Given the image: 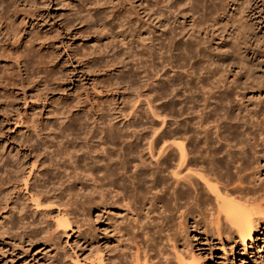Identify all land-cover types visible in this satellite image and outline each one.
Wrapping results in <instances>:
<instances>
[{
	"label": "rangeland",
	"instance_id": "374dc122",
	"mask_svg": "<svg viewBox=\"0 0 264 264\" xmlns=\"http://www.w3.org/2000/svg\"><path fill=\"white\" fill-rule=\"evenodd\" d=\"M152 1L154 0H0V264H112L110 260L116 254V245L121 247V243L125 241L124 236L118 239L122 234L119 233V228L121 232L127 231L121 229L125 222L136 223L142 220L155 224L156 227L146 230L144 241H155L160 247L167 244V241H164L166 235L171 238L175 236L180 219L179 212L176 211L177 200L172 186L174 184L166 185L156 181V178L152 181L153 176L148 175L144 184L137 186L133 178L128 176L133 171L134 164L138 163V155L142 154L147 162L152 160L147 149H144L147 148L145 143L149 139L146 141V138L144 143L137 138L143 132V126L137 127V133L131 131L134 135L130 132L131 128L127 134L125 132V126L130 119L129 105L136 101V104H140L139 108L149 112L144 100L142 103L138 102L150 93L143 90L145 93L139 98L136 97L138 92L126 88L125 83L117 87V79L127 80L121 71L129 65L124 68L122 63L112 59L113 53L118 54L120 59H125L128 42L137 39L138 33L147 36L146 38L161 36L162 30L173 27L172 22L176 20L178 30L184 27L187 34L195 32L192 35L198 34L200 38L203 37V25L207 27L215 22L214 28H208V37L204 39L209 54L206 53L219 57L226 63L228 60L235 63L230 66L229 72L221 74L222 81L228 83V86L237 84L240 89L246 88L239 90L240 97H230L231 100L234 99L236 109H239H235V112L244 113V116L247 115V121H252L253 125L264 130V0H247V3L245 0H191L194 1L192 3L195 10H190L187 14L184 13L185 15L179 11L182 6L175 10L172 3V7L168 9L171 14L169 15L168 11L166 13L165 4L171 5L168 0V3L157 5L164 7L162 17L152 11ZM255 3V10L252 11ZM99 12L100 14L96 15ZM163 13L166 14L164 18ZM90 14L92 16L88 18ZM168 17L170 23H166V27L161 25L159 20ZM238 19L239 22L244 21L245 33L239 30ZM190 21L195 24L191 25ZM134 22L135 24L131 25ZM147 40L145 42H148ZM243 48L249 51L248 57L246 56L248 59L242 54ZM251 49L257 52L258 58H251ZM231 56L233 59L229 58ZM126 60L128 59L124 61ZM240 62L244 65L250 63V69L247 65V69L244 67V70H241ZM176 70L168 69V77L176 75L179 69ZM184 71L187 73V68L177 74L182 75ZM242 71H246V75H243ZM196 75L191 79L192 85L188 84L191 80L188 77L189 82L186 80L187 75L183 76L182 81L186 83L183 82L180 91L174 90L177 93L168 91L171 97L166 95V100L173 98L174 94L183 97L184 91V95H188L190 85L194 89L198 83L195 78L197 79L199 74L197 77ZM242 81L246 83L241 84ZM257 82L259 85H256ZM163 96H160V99ZM163 98L156 99L159 100L158 104L154 100L153 106L156 108V105L165 104V97ZM175 104L176 102L172 104L174 110L179 107V104L177 107ZM186 105L189 106V103ZM170 107L165 109L166 114L169 113H164L165 119L161 114L158 120L152 122L154 128L160 127V123L164 121L166 132L174 129L177 116L174 110L170 111ZM225 110L224 107L222 111L226 114ZM223 112L218 110L220 117H217L218 113L216 115L218 119L223 118L221 124L229 122L226 116L222 117ZM151 116L150 114V119H155ZM110 125H114L119 131L123 128L120 136L117 140L101 142L99 136L102 137V134H99V131ZM172 137H167L166 140L169 141ZM173 140L175 141V138ZM259 141L256 142L254 158L253 155H249L251 159L248 158V164L250 159L254 169L248 166L250 169L243 172L246 180L238 182L235 177L231 180L224 177L221 179L223 182L219 180L216 183L221 192H224V186L226 190L231 191L246 190L254 184L253 190H257L255 193L264 205V142ZM98 142L108 149L107 155L112 159L125 157L128 160L126 175L121 174L123 170L119 168V173L114 177L116 185L106 187L102 192L108 194L100 195L102 199L98 198L99 190L94 189L97 188L95 184L91 185V180L88 177L85 179L82 173L79 175L86 167L83 160L87 161L88 157L91 158L94 154L85 153V156H81V150ZM130 142H141L146 146L138 143L140 151L129 152L127 146ZM66 146L73 151L82 147L71 159L78 158L74 163L78 165V175L70 173L73 171L69 166L71 161L63 154ZM141 148L144 150L141 151ZM167 153L171 152L168 150ZM217 172L218 169L215 170V175L214 172L207 173H212L211 177L214 175L212 178H215L221 174ZM250 172H253L252 175ZM243 181H247L246 186ZM78 183L82 184V187ZM221 183H224V186ZM199 195V205L194 199V202L190 199V202L185 204L193 206L192 212L185 218L189 224L193 222L195 214L207 213L206 206L213 205V196L198 194L197 197ZM150 196L157 197L153 205L148 202L150 200L144 198ZM35 197L40 198L35 200ZM41 201L44 206L40 207L38 204ZM245 203V206L251 208L257 202ZM33 210L42 212L34 214L36 211ZM62 218L67 219L69 225L58 226L57 223L63 220ZM259 218L261 220L252 239L244 242L232 228L228 229V223L224 231L226 234L221 240L216 236L206 235V221H202L196 230L192 225L186 233L191 242L188 249L196 255V264H264V215ZM140 232L138 231V239L142 242L141 236L144 233ZM167 245L165 251L169 252L168 257L173 260L174 248L170 247L171 244ZM121 249L119 252L123 256L119 254V258L122 256L123 264L128 250L125 247ZM153 252L147 251L154 255L152 260L155 261L159 258V253L156 252L158 255L155 258L156 253Z\"/></svg>",
	"mask_w": 264,
	"mask_h": 264
},
{
	"label": "bare ground",
	"instance_id": "6f19581e",
	"mask_svg": "<svg viewBox=\"0 0 264 264\" xmlns=\"http://www.w3.org/2000/svg\"><path fill=\"white\" fill-rule=\"evenodd\" d=\"M170 1H171L170 4L172 3L175 5V6L173 5V7H175L174 8L175 10L179 9V6H182V8L179 11H182L183 14L184 13L187 14V12L188 11L190 12V10H193V11L195 10V7H194L195 5H193V3H192L194 1H192V2H191V0H170ZM245 1L247 3V0H245ZM159 3L165 4V3H168V0H154V1H152V7H151L152 11H155L158 15H160L159 17H162L161 14H162L163 8L165 7L167 9V10L165 9L166 13H168L169 12L168 9H170V7H172V4L171 5L165 4L164 7H163V5H162V7H159V6H157ZM253 6H254V8L252 9V11L255 10L256 3ZM193 7H194V9H192ZM193 11H191V12H193ZM99 14H100V12L97 13L96 15H99ZM163 14H164L163 15V18H164L166 14L165 13H163ZM168 14L170 15L171 13L169 12ZM177 14H179V12ZM113 15L115 17V13ZM91 16L92 15L90 14L88 16V18H90ZM181 16L184 17L183 15H181ZM194 16H192V18H194ZM174 18H175V16H174ZM169 19H170L169 17L165 18V19H161V20H159V22L161 23V25H163V26L165 25V27H166V25H167L166 23L169 22ZM205 19H203V20H205ZM191 21H190V23H191ZM193 21H195V20H193ZM238 22H239V19H238ZM241 22H242V20L239 22L238 28H239V30H241V31L243 30V32H244V29H245L244 28L245 25H243L244 21L242 23ZM176 23H177L176 20H173L172 25L174 24V26L173 27L170 26L166 30L163 29L164 27L163 28L161 27L164 30V31L162 30L161 36L146 38L147 36L145 37V36H142V33H138L136 35L138 37L137 39H132V40H130V42H128V46L126 48V53H125V59H128V60L124 61L125 59H120L118 54L115 55V53H113V59H112L113 61L122 63L121 65L124 68H126L129 65V67L126 68L127 70L125 69V70L121 71V72H123L122 75L123 74L126 75L127 80L123 81V78H121L122 80L120 79L119 81H117L118 80L117 79L116 83H115L117 87H119V85L125 83L126 88H128V89L131 88V90L132 89L135 90L134 91L135 93H136V91L138 92L136 94V97H139V98L142 97L141 95H143V93H145L143 90L147 91V93H150L149 96L145 95L143 97L144 99H142L140 102H138V103H142L144 100V103H146V105L148 107V111L150 110L149 111L150 113L146 112V109L143 110L144 108L142 109V107L139 108L140 104H136V101L129 105L130 111L128 112V116H130V119H129L127 125L125 126V128H126L125 132L127 134L128 129L131 128L130 132L132 131L134 133H137L138 132V130H136L137 127L141 128L143 126L141 128V129H143V132L140 134V137L138 136L139 134H137V136H138L137 138L139 139V141L143 140V142L145 141L146 138H147L146 141L149 139L147 143H145L146 141L144 142L148 146H146L144 143L142 144L141 142L140 143L138 142V143L145 145L147 147L144 149H147V151L149 152V155L152 156L151 161H153V162H151V161L147 162V159L145 160L144 157H142L143 156L142 154L138 155V157H137L138 163L134 164V166H133L134 169L131 172V174L128 176L133 178L134 183H136L137 186H142L148 175L153 176V180L151 179L152 181H154V179L156 178V181H159L161 183L164 182V183H166V185H167V183H168V185L170 184V186H171V184H174V185H172V186H174L173 193L175 194V197L177 200V210L176 211L179 212L178 217L180 220L178 221V225H177L178 228H177L175 236L171 238L170 236L168 237V235H166L167 237L164 240V241H167L166 242L167 244H171L170 247H172V249L173 248L175 249V250L173 249L174 252L172 253V254H174V257H173L174 259L172 258L173 260H171V258L168 257L169 252L167 253L165 251V248H166L165 246L167 245L166 243L163 242L164 245L166 244L165 246H163L164 247V250H163V247H160L158 245L159 243L157 244L155 241H154V243H152V242L147 243L144 241L145 235H147L146 230L148 231L150 229H153L154 227H156V225L151 224L149 222H144L142 220H138V221H136V223H132V222L126 223L125 222V224H122L121 229L122 228L126 229L127 230V231L125 230L126 232H121L122 230H120V228H119V233H122V234L118 237V239H120L124 236L125 241H124V243H121V247L116 245V248H115L116 254H115V256L112 255L113 259L110 260L112 262V264H122L123 260L121 259V257L123 255L119 251L123 250V249H121L123 247H125L128 250L127 258H126V256H125V258H123V259H125V262L123 264H196V262H197V260H196L197 258L195 257L196 255L194 254V252L190 253L189 252L190 250L188 249V247L190 246L189 244L191 242L189 241L190 239L188 240V235L186 233L187 229L188 228L190 229V227L192 225L196 230L197 226L202 221L203 222L206 221V223H207L206 235L207 236H216L219 240H221V238H223V235L225 236V234H226V233L224 234V231H226L225 230L226 225L230 224V225H228V226H230V227H228V229L232 228V230L235 231V233L239 236V238L244 242L245 240H251L252 239V235L256 231V229L258 228L259 221L261 220V218H259V217H261V215H264V205L262 203L263 201L261 202V200L259 199V197L255 193L257 190L256 191H255V189L253 190L254 184H253L252 188L250 186L248 188L246 187L247 188L246 190L245 189H243V190L237 189L236 190L234 188L235 190L229 191V190H226V188H224V187H226V186H224V183L223 184L221 183L224 186V187H222L224 192H221L222 190L220 191V188H219L218 184L216 183L219 180L222 181L224 179V177H226L229 180H231L232 178L235 177V178H237L238 182H239V180H241V181L244 180L245 179V173H243V172H246L248 169H250V168H248V166L251 167V164H250L251 157L250 156H252L253 153H256V152H254L257 150V149L255 150V148H257L256 142L259 140H262V142H264V130L260 129V127L257 128L255 125H253L252 121H250V120L247 121L245 119V117L247 115L244 116L243 112H242L243 114H241V112H238V111L235 112L236 104L233 101L234 99L231 100V98H230L232 96L234 98L240 97L239 96V90H241L245 87L240 89L237 84H234V85L229 84L230 86H228V83L226 84L223 82L224 80L222 81L221 74L223 72L224 73L227 71L229 72L231 69L230 66L234 62H232L231 60L230 61L228 60V62L226 63L224 60H221L219 57L216 58L214 56L208 55L209 53L206 50L204 39H207V37H208V34H209L208 28H210V29L214 28L213 26H214L215 22L208 24L207 27L206 26L204 27V25H203V27L201 28L202 32H203V37H200V38H199V36H197L198 34L192 35L195 32L194 33L191 32L192 34H187V32L184 31V29H183L184 28L182 26L183 24L181 25V27H183V28H180L178 30ZM235 23H237V22L235 21ZM134 24H135V22L131 25H134ZM194 24H195L194 22L191 23V25H194ZM199 27H201V26H199ZM133 30H135V29H133ZM192 30L194 31V29H192ZM143 33H146V32L143 31ZM147 39H149V40H147ZM146 40L148 42H145ZM134 43H136V44H134ZM126 44H127V42H126ZM133 47H135V49ZM237 52H238V50H237ZM242 54L244 57H246V56L248 57V54H249L248 49L243 48ZM250 54H251V58H253V56H254V59L258 58L257 52L254 49H251ZM232 56L229 58H232ZM193 58L194 59L196 58V59L192 60ZM240 63H241L240 64L241 70L242 69L244 70V67H245V69H247L248 67L250 69V66H251L250 63L247 64L248 67H246L247 65H244L243 62H240ZM251 64H254V63H251ZM170 68H174L177 70L179 69V71L176 70L177 73L182 71L183 69H186V68L188 71H187V73H185V71H184L183 74L181 73L182 75H178L180 73H178V74L176 73V75L174 74V76L171 78L172 75L170 77H168L169 75H167V70ZM251 70H253V68ZM198 71H200V72L197 73ZM244 72H246V71H244ZM244 72L242 74L246 75V73L244 74ZM200 73L203 75H200ZM184 74L187 76H185ZM195 74H197V75L199 74L198 77L196 75L197 79L195 78V81L197 80L198 83L196 84L194 82V84H196V85L194 86V89H192L193 86L191 87V85H192L191 79L193 77H195ZM242 74H240V75H242ZM234 75H235V73H234ZM183 76L186 77V80H187V77L189 78V80H191V83L189 82V80H187L189 82V83L188 82L187 83L191 84L190 88L193 91L190 90V93L188 95H184L185 91L183 90L184 91L183 97H181V96L179 97V94H174V96L172 95L174 99L171 98L173 100H171V99H170L171 101L166 100V95H167V97H168V94H169V96L171 95L168 91H171V93H172V91H174V90H176V91L181 90V86L183 85V82H184V81H182ZM193 81H194V79H193ZM244 82L242 81L241 84H243ZM185 83H186V81L184 82V84ZM256 85H259L258 82ZM186 86H189V85L186 84ZM247 86H249V85L247 84ZM175 87H177V88H175ZM248 89H250V88H248ZM176 91H174V92L177 93ZM188 91H189V89H188ZM131 92L133 93V91H131ZM241 92H243V90ZM135 93H133V94H135ZM186 93H188V92H186ZM164 94H165V96H163ZM176 95H178L177 98H176ZM240 95H241V93H240ZM160 96L165 97L166 103L164 102L165 104H161L158 106V105H156V103L158 104L159 100L164 99L163 97H162V99H160ZM158 97H159V100L157 101L156 99H158ZM139 98H137V99H139ZM154 100L157 101L155 103L156 108H155V106H153L154 104H152ZM237 100H238V98H237ZM201 101H202V103H200ZM175 102H176V104H175L176 107L178 106L177 104H179V107H177V109L175 107L176 110L172 109L174 107V106L172 107V104L174 105ZM186 103H189V106L186 105ZM238 103H239V101H238ZM169 106H171L170 111L172 112V110H174L176 113V116H177V120L176 121L174 120L175 121V124H174L175 126L173 125L174 129L173 128H172L173 130L170 129L171 131L168 129L169 131L166 132L167 126H166V123L164 124V121H162V120H160V121H162L160 123L161 126L158 128L157 127L154 128L152 122L154 120H158V118L160 117L161 114H163L161 116H163V118H164V113L165 114L167 113V112H165V109L167 107L169 108ZM224 107L226 109L225 110L226 114L222 111V109H224ZM218 110H219V112L221 110V112H223L225 114L224 115L222 113V117L226 116L225 118L229 122H226L225 124H221L220 122H221V120L223 122V118H219L220 121H218L219 119L217 117H220ZM236 110H239V109H236ZM138 112H139V115H138ZM217 113H218V116L216 117ZM150 114L152 116H154L155 119H150V117H149ZM168 114H166V115H168ZM251 116H254V114H251ZM126 117H124V118H126ZM171 117H172V115H171ZM171 117H169V118H171ZM249 117H247V118H249ZM225 120H224V122H225ZM146 124H148V125H146ZM162 124L164 127L166 126L165 127L166 129L162 126ZM254 124H256V123H254ZM144 125H146V126H144ZM168 128H169V125H168ZM115 129H116V127L114 125H110L109 127L102 128L101 131H99L100 132L99 134H102V137L99 136V138L101 139V142H102V140L103 141L107 140V142H108V140H110V141L111 140H117L116 138H118L120 136L121 129H123V128H121L120 131H119V129H116V130ZM93 136L95 137V135H93ZM171 136H173L172 139L168 138V139H171V140H169L170 142L168 140H166L167 137H171ZM173 138H175V141L173 140ZM258 138H260V139L258 140ZM101 142H98L97 144H95L93 146L92 145L86 146V149H84V150H81L82 147H79L77 150L73 151V150H71L72 148L70 149L66 146V147H64V152H63V154L68 156V160L71 161V162H69V164H70L69 166L72 167L73 171L70 173H72V175H74V176L78 175V174H76V173H78V172H76V171H78V168H77L78 165H76V164L74 165V163H76V161H78L77 160L78 158L77 159L75 158V160L74 159L71 160L74 157V154L76 155V153L80 150H81V156H85L84 155L85 153L88 155L90 153L95 154L97 152L96 155L93 154V156H91V158L88 157L89 159L87 161L83 160V161H85L86 167H84V170L81 171L79 173V175L81 176V173H82L83 176L86 177L85 179H87V177H88L91 180V185L95 184V186L97 188H94L95 186H93V188L99 190L98 191L99 192L98 198L100 197V195L102 196V195L107 193L106 192L103 194V192H102L106 187L110 188V187H113L116 185L115 184L116 178H114V177H115L116 173H119V172H117V170L119 168H122V170H123V173H121V174L126 175V173H127L126 171H128L126 168L127 167L126 164L128 163L127 158L123 157V158H119L118 160L112 159V157L108 156L109 155L108 154L109 151H107L108 149L106 147L101 146L102 145ZM138 143L133 144L132 142H130L127 146L128 151L129 152L140 151V150H138L139 149ZM142 145H141V147H144ZM144 149L141 148V151ZM168 150L172 154L171 153L168 154L169 153V152L167 153ZM154 151L156 152L157 155L154 154ZM105 155H107V158L105 157ZM169 155H171V156H169ZM254 156L255 155H253V158H254ZM248 158H250L249 159L250 165L248 164ZM85 159H87V157H85ZM258 166H260L259 163H258ZM252 168L253 167H251V169ZM65 169H67V168L65 167ZM217 169H218L219 173L221 172V174L217 175V177H215V178H212V177H214L215 170L217 171ZM207 172H214V175L211 177L212 173L209 174ZM218 172H217V174H218ZM161 173H163V174H161ZM252 173H251V175H252ZM248 177H250V176H248ZM251 182H253V181H251ZM246 183H247V181L244 182V185ZM78 184H80V183H78ZM234 184H235V182H234ZM239 184H241V182ZM80 185L82 187V184H80ZM240 186H243V185H240ZM166 188H167V186H166ZM167 190H168V188H167ZM107 191H109V189ZM198 194H205L206 196H207V194H209V195H211V197L213 196V198H214L213 205L208 204L209 206H206L205 209L207 210V213L202 214V212H200V210H199L200 213L195 214L193 216V218H194L193 222L191 224H189L188 222H186L185 218H186V216H188L190 214V212H192L193 206H189V205L185 206V204L187 202L189 203L190 202L189 200L191 199V202L192 201L194 202V200H195L197 205H199L198 203L201 202V201H199V197L201 195H199L197 197ZM45 195L46 194H44V196ZM45 197L44 198L41 197V198L45 199ZM100 198L102 199V197H100ZM117 198H119V197H117ZM144 198H147V200H150V201H148L150 203V205H153L154 201L157 199V197H154V196L153 197H151V196L150 197H144ZM36 199L37 198L35 197V200ZM50 199H52V198H50ZM163 200H164V197H163ZM196 200H198V202ZM200 200H202V199L200 198ZM44 201H46V200H44ZM239 201L240 202L244 201L243 203H245V202H248V203L257 202V203H255L256 204L255 206L253 204V206L250 208L248 206H245L243 203H240ZM46 202H48V201H46ZM206 202L211 203V202H208L207 200H206ZM206 202H204V203H206ZM41 203H42V201L39 202L38 205H40V207H41V205L44 206V204H41ZM196 203H195V205H196ZM36 206H35V208L37 209L38 206L37 207ZM194 207H195L194 209H196V206H194ZM41 210H43V209H41ZM34 211H36V210H33V212ZM37 212H42V211H36V212H34V214ZM193 212H195V211H193ZM43 213H44V210H43ZM40 214H42V213H40ZM23 215H25V213ZM262 218H263V216H262ZM57 225L64 227L66 225H69V223H68L67 219H63V220H60V222H58ZM138 231L139 232L141 231L144 233L143 236H141L142 242H139ZM226 239H227V237H226ZM125 242H127L128 245ZM141 243H143V244H141ZM182 244H183V246H182ZM160 245H161V243H160ZM179 247H181V249H178ZM132 248H134L135 250H133ZM148 250L149 251L153 250L155 253L158 252L159 258L155 261L152 260L154 255L147 253ZM166 250H167V248H166ZM119 254L122 255L120 258H119ZM156 255H158V254L156 253L155 256ZM155 258H157V256Z\"/></svg>",
	"mask_w": 264,
	"mask_h": 264
}]
</instances>
